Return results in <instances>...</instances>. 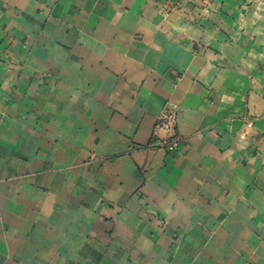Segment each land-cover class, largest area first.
<instances>
[{
    "label": "crops",
    "instance_id": "crops-1",
    "mask_svg": "<svg viewBox=\"0 0 264 264\" xmlns=\"http://www.w3.org/2000/svg\"><path fill=\"white\" fill-rule=\"evenodd\" d=\"M0 264H264V0H0Z\"/></svg>",
    "mask_w": 264,
    "mask_h": 264
},
{
    "label": "built area",
    "instance_id": "built-area-1",
    "mask_svg": "<svg viewBox=\"0 0 264 264\" xmlns=\"http://www.w3.org/2000/svg\"><path fill=\"white\" fill-rule=\"evenodd\" d=\"M157 131L163 135V138L160 140V144L163 147L170 151H174L179 147L180 138L176 130V112L173 106L168 104L158 119ZM240 138L242 140L247 138L246 131L240 134Z\"/></svg>",
    "mask_w": 264,
    "mask_h": 264
}]
</instances>
